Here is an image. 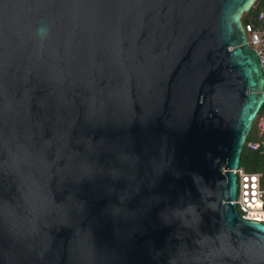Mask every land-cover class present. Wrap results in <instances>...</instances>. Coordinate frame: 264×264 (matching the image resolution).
<instances>
[{
    "label": "water",
    "instance_id": "water-1",
    "mask_svg": "<svg viewBox=\"0 0 264 264\" xmlns=\"http://www.w3.org/2000/svg\"><path fill=\"white\" fill-rule=\"evenodd\" d=\"M254 1L0 0V264H264Z\"/></svg>",
    "mask_w": 264,
    "mask_h": 264
},
{
    "label": "built area",
    "instance_id": "built-area-1",
    "mask_svg": "<svg viewBox=\"0 0 264 264\" xmlns=\"http://www.w3.org/2000/svg\"><path fill=\"white\" fill-rule=\"evenodd\" d=\"M251 7H254V4ZM254 17L255 21L243 22L241 19L242 27L247 43L257 51L264 71V7L257 10ZM263 108L262 106L261 109ZM261 109L252 124L255 127L256 138L246 140L244 145L250 150L264 154V111L261 112ZM233 172L237 175V194L232 202L235 203L238 212L243 218L264 222L263 172L247 171L241 165L233 169Z\"/></svg>",
    "mask_w": 264,
    "mask_h": 264
},
{
    "label": "trees",
    "instance_id": "trees-1",
    "mask_svg": "<svg viewBox=\"0 0 264 264\" xmlns=\"http://www.w3.org/2000/svg\"><path fill=\"white\" fill-rule=\"evenodd\" d=\"M264 7V0H255L254 7H251L250 11L244 12L241 19L243 22L252 20L255 21V12ZM264 107V105H263ZM264 111V108L261 109V112ZM256 138V132L254 125L251 127L246 140H252ZM240 165L247 171H262V185L264 186V154H261L257 151L250 150L246 145L243 146L241 156H240Z\"/></svg>",
    "mask_w": 264,
    "mask_h": 264
}]
</instances>
